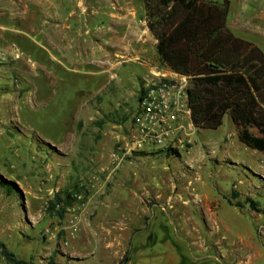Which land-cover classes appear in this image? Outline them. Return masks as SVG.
<instances>
[{
	"label": "rangeland",
	"instance_id": "obj_1",
	"mask_svg": "<svg viewBox=\"0 0 264 264\" xmlns=\"http://www.w3.org/2000/svg\"><path fill=\"white\" fill-rule=\"evenodd\" d=\"M106 1L0 0V178L13 184L11 192L0 185V242L35 264H119L127 253V264H171L158 255L172 249L180 264H264V154L239 141L230 116L216 131L196 130L188 154L113 165L149 68L171 71L152 52L107 66L92 39L107 22L92 9ZM227 1L236 12L228 19L233 13L242 29L262 10L253 0ZM129 4L145 20L142 0H120ZM263 37L264 28L247 42L264 54ZM57 195L78 204V234L65 231L69 206L55 204ZM199 197L222 203L216 225L195 214ZM53 228L51 242L44 233ZM152 235L161 243L138 256Z\"/></svg>",
	"mask_w": 264,
	"mask_h": 264
},
{
	"label": "trees",
	"instance_id": "obj_2",
	"mask_svg": "<svg viewBox=\"0 0 264 264\" xmlns=\"http://www.w3.org/2000/svg\"><path fill=\"white\" fill-rule=\"evenodd\" d=\"M142 4L147 28L157 41L161 65L193 82L189 103L196 130L216 131L230 116L239 141L264 154V54L228 29L230 2L142 0ZM164 153L170 152L153 155ZM0 185L13 190V184L2 178ZM69 197L57 195L54 203L70 206ZM250 205L258 210L257 203L250 201ZM63 214L59 212L60 217ZM127 254L119 264H127ZM2 262L35 264L33 260L19 259L0 242Z\"/></svg>",
	"mask_w": 264,
	"mask_h": 264
},
{
	"label": "built area",
	"instance_id": "obj_3",
	"mask_svg": "<svg viewBox=\"0 0 264 264\" xmlns=\"http://www.w3.org/2000/svg\"><path fill=\"white\" fill-rule=\"evenodd\" d=\"M190 88L191 79L188 77L172 71L169 76L151 70L139 98L133 129L114 154L113 165L118 167L125 159L148 149L188 154L194 145L196 131L189 103ZM90 186L92 190L102 188L97 182ZM82 199L81 195L75 197L76 202ZM78 207L75 204L67 208L70 220L65 231H71L72 235L78 234L80 230L81 216L78 214ZM58 234V229L53 228L47 229L44 236L52 242L58 240Z\"/></svg>",
	"mask_w": 264,
	"mask_h": 264
},
{
	"label": "crops",
	"instance_id": "obj_4",
	"mask_svg": "<svg viewBox=\"0 0 264 264\" xmlns=\"http://www.w3.org/2000/svg\"><path fill=\"white\" fill-rule=\"evenodd\" d=\"M253 6L255 7L258 6V8H262V10L258 12L256 17L252 18V20L249 23H247L246 26L243 27V29H242V26H240L241 28L237 26L239 25V23L237 24L233 23L234 19L236 18V17H233V13H232L231 19H228V22H227L228 29L234 35L237 36V32L241 30L244 32L245 37L243 39L245 41H252L249 39V34L252 37L258 36L260 32L262 31V29L264 28V0H253ZM233 8L234 6H231L230 12L234 11ZM92 11L94 13V16L103 15L107 19L106 20L107 22H105L107 24L101 23V25H98L96 28L97 32L94 34V37H92L94 44L98 45L102 49V50H99V52L101 54L102 59L107 64V66H109L108 64H114L119 59H123V58L131 57L132 59L143 58L145 60H148L150 58H146L145 56L147 54L151 56V52H152V57L153 58L156 57L157 41L152 36V34L149 32L146 21L138 20V10L136 8L132 7L130 4L126 6H121L120 0H111L110 6H109V2L107 0L105 3V6L97 8V9L94 8L92 9ZM100 11H102L103 13L99 14ZM234 15H236L235 11H234ZM86 33L90 34V31L88 30ZM258 45L259 47L264 48L263 44H258ZM147 46L149 47V49H147ZM149 70L151 71L150 68ZM230 121L233 125L232 127L236 129L237 134H238V129L236 128L231 117H230ZM231 136H235V134L232 133ZM159 151L154 150V149H148L140 153H143L144 155L141 157H144V156H152L153 154ZM164 152L167 153V151H164ZM254 153H258L259 155H262V153H259L256 151H254ZM260 167L264 168V164H261ZM260 172L264 174V169H261ZM197 175H198V180L202 179L200 178L201 175L199 173H197ZM203 183L204 182H202L203 187H206V183L204 184ZM240 183L250 184L251 181H246V183L244 181H240ZM251 186L254 188L253 183H251ZM199 198L201 199H199V201L196 203L197 211L195 212V214L202 221L204 222L206 221L205 223L216 225L217 224L216 219H218L221 213L222 203L219 202L218 199L203 200L202 197H199ZM228 205L230 207L238 209L234 205H230L229 202H228ZM187 215L189 214L187 213ZM140 239H144V238H140ZM145 241L147 242L146 247L140 250V252L138 253L139 254L138 256H143V253H141L142 250L148 249L150 247H154L158 243H161V239L157 240L153 238V235L149 239H145ZM256 254L258 257L260 256L258 253ZM158 257L159 258L164 257L166 261L167 262L169 261L171 264L172 263L180 264L179 260H181V256L178 254L176 249L175 251L172 249L169 252H161L158 255ZM251 261L252 259H250V262Z\"/></svg>",
	"mask_w": 264,
	"mask_h": 264
}]
</instances>
